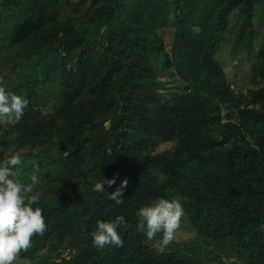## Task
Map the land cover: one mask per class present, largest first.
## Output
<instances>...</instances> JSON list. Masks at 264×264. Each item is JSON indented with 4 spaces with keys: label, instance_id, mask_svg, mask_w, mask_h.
<instances>
[{
    "label": "trees",
    "instance_id": "trees-1",
    "mask_svg": "<svg viewBox=\"0 0 264 264\" xmlns=\"http://www.w3.org/2000/svg\"><path fill=\"white\" fill-rule=\"evenodd\" d=\"M255 1L225 0L213 21L200 0H0V72L28 100L0 147L22 156V182L37 173L33 207L47 224L21 259L202 264L153 252L136 230L139 209L164 198L181 203L185 225L204 241L229 242L242 264H264V85L236 96L216 58L235 9L244 21L234 46L253 48ZM65 9L77 15L61 21ZM168 23L170 53L157 34ZM49 101L53 112L35 111ZM113 177L108 194L128 181L119 205L91 190ZM118 216L123 246L95 247L96 222Z\"/></svg>",
    "mask_w": 264,
    "mask_h": 264
},
{
    "label": "clouds",
    "instance_id": "clouds-1",
    "mask_svg": "<svg viewBox=\"0 0 264 264\" xmlns=\"http://www.w3.org/2000/svg\"><path fill=\"white\" fill-rule=\"evenodd\" d=\"M27 106L26 98L10 93L0 83V122L14 125L23 117ZM23 163L19 153H14L6 161L0 162V264H14L19 253L31 247L33 236H43L47 230L42 208L33 207L40 198L37 190L39 177L33 171L29 182H22L18 176ZM115 183V177L103 179L95 182L91 190L105 193L107 199L119 205L123 202L122 193L128 181H121L115 191L108 194L106 186ZM183 215L184 209L178 200L159 198L153 204L139 209L140 220L136 230L148 239L162 233V244L167 245L174 238ZM124 224L123 216H118L115 220H98L95 230L90 233L93 245L97 248L106 245L123 246L124 241L117 229Z\"/></svg>",
    "mask_w": 264,
    "mask_h": 264
},
{
    "label": "rangeland",
    "instance_id": "rangeland-1",
    "mask_svg": "<svg viewBox=\"0 0 264 264\" xmlns=\"http://www.w3.org/2000/svg\"><path fill=\"white\" fill-rule=\"evenodd\" d=\"M176 1L177 0H166V3L170 5ZM200 1L205 8L204 12L212 13L211 19L213 21H219L221 17L216 9L218 6H222L225 0ZM79 14L80 11L78 12V15ZM252 14L254 23L253 48L249 50L243 45L238 48L234 46L235 37L238 34L241 23L244 21L243 12L239 9H235L230 15H228V25L219 45L220 49L216 55L217 60L224 68L228 82L232 86L236 96L246 95L250 90L257 89L258 87L264 85V0H257L252 4ZM76 15L77 13H71L70 10L65 9L61 13L60 20L65 21L70 17H75ZM171 18H173V15L169 16L170 21H172ZM175 32L176 27L170 23L163 24V26L157 28V34L164 40L165 48L169 53L172 49ZM161 77L162 80L170 86L171 79L167 76ZM0 83H3L6 89L9 88L8 81L4 78V75L1 72ZM35 111H39L42 114L53 112V102L49 101L48 105L37 108ZM8 125L12 124L0 122V137L6 135V131L4 129ZM172 147V144H162L159 149L165 151L171 149ZM12 149L13 148L8 149L6 146L0 147V162L6 161L12 154H14ZM149 248L153 252L157 253L169 251L182 252L190 258L200 261L202 264H242V261H240L237 257L234 246L231 243L228 242L225 243L224 246H221L220 244H213L211 242L204 241V239L200 238L197 233L185 225L183 217L181 218L179 228L175 231L174 238L167 245L162 244L161 233L156 238L149 241ZM94 250L95 249L92 247L82 248V251L85 254H89ZM71 251L73 250H64L60 252L59 257L53 256L51 259L60 260L64 257H69ZM14 264L35 263L23 260L18 256Z\"/></svg>",
    "mask_w": 264,
    "mask_h": 264
}]
</instances>
